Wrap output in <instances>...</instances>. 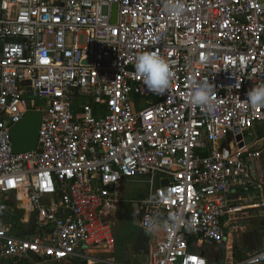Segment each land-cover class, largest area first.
Instances as JSON below:
<instances>
[{
  "label": "built area",
  "instance_id": "2783aa9c",
  "mask_svg": "<svg viewBox=\"0 0 264 264\" xmlns=\"http://www.w3.org/2000/svg\"><path fill=\"white\" fill-rule=\"evenodd\" d=\"M179 2L173 16L166 0H0V264L111 254L105 211L124 182L149 188L140 227L161 225L149 264H209L196 248L223 245L230 196L255 185L260 156L247 138L264 107L244 101L264 83V0ZM156 51L174 73L163 95L134 69ZM193 82L212 87L214 118L191 104ZM29 112L42 114L37 149L15 154ZM17 215L39 229H15ZM245 264H264V241Z\"/></svg>",
  "mask_w": 264,
  "mask_h": 264
},
{
  "label": "crops",
  "instance_id": "0c3cea01",
  "mask_svg": "<svg viewBox=\"0 0 264 264\" xmlns=\"http://www.w3.org/2000/svg\"><path fill=\"white\" fill-rule=\"evenodd\" d=\"M249 151L258 152L252 165L255 185L236 189L230 196L232 213L225 218L226 239L221 246L197 247L209 264H245L264 241V123L256 125L247 138ZM149 188L143 181L124 182L116 190L115 203L105 211L114 225L115 248L109 255L93 252L90 263L78 259L62 263L44 260L39 264H149V253L162 235V229L150 233L140 227V203L147 199ZM122 230L123 237L119 234ZM102 259H107L102 262ZM4 264H12L6 261Z\"/></svg>",
  "mask_w": 264,
  "mask_h": 264
},
{
  "label": "clouds",
  "instance_id": "9594fccd",
  "mask_svg": "<svg viewBox=\"0 0 264 264\" xmlns=\"http://www.w3.org/2000/svg\"><path fill=\"white\" fill-rule=\"evenodd\" d=\"M165 10L173 16H180L184 12V6L179 0H166ZM135 74L138 78L142 79L147 90L158 95H163L172 86L174 73L171 70L169 62L164 59L158 51L156 52H142L137 54L134 63ZM240 87L239 84L236 85ZM214 92L210 85L195 84L193 82V90L190 96V102L193 106L206 108L208 114L214 118L215 105L213 103ZM252 108L264 107V83L259 84L247 93V100L244 101ZM171 198V193L163 200ZM169 220L174 222L173 226L180 223V217L170 215ZM161 227L158 220L149 222L146 231L152 232L159 230ZM163 227H168L165 222Z\"/></svg>",
  "mask_w": 264,
  "mask_h": 264
},
{
  "label": "water",
  "instance_id": "95a60500",
  "mask_svg": "<svg viewBox=\"0 0 264 264\" xmlns=\"http://www.w3.org/2000/svg\"><path fill=\"white\" fill-rule=\"evenodd\" d=\"M117 7H113L112 22L116 20ZM42 122V114L38 112H29L11 131L12 147L15 154H24L34 152L37 149L39 131ZM235 134H239V130H235ZM242 135L236 137L237 142L242 141ZM232 141V137L229 136L227 141L223 144L222 149H228L227 145ZM243 145H240L242 148ZM166 186L167 183H163Z\"/></svg>",
  "mask_w": 264,
  "mask_h": 264
},
{
  "label": "rangeland",
  "instance_id": "374dc122",
  "mask_svg": "<svg viewBox=\"0 0 264 264\" xmlns=\"http://www.w3.org/2000/svg\"><path fill=\"white\" fill-rule=\"evenodd\" d=\"M22 219H23V217L21 215H17V216L12 218V224L14 225L15 229L19 225H21L19 228L20 230L23 229L24 232H28V233L29 232H36L39 229V226H36L34 221L31 220V221H29V224L24 225L21 223ZM119 236H120L119 238L122 239V237H123L122 230H121ZM102 260H103L102 262L104 263V261H106L107 259H102Z\"/></svg>",
  "mask_w": 264,
  "mask_h": 264
}]
</instances>
